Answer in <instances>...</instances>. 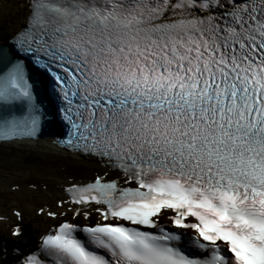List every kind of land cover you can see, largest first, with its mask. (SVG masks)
<instances>
[{
  "label": "snow or ice",
  "instance_id": "1",
  "mask_svg": "<svg viewBox=\"0 0 264 264\" xmlns=\"http://www.w3.org/2000/svg\"><path fill=\"white\" fill-rule=\"evenodd\" d=\"M34 68L58 143L105 167L38 210L56 223L20 264H264V0H28L0 141L52 118Z\"/></svg>",
  "mask_w": 264,
  "mask_h": 264
},
{
  "label": "bare ground",
  "instance_id": "2",
  "mask_svg": "<svg viewBox=\"0 0 264 264\" xmlns=\"http://www.w3.org/2000/svg\"><path fill=\"white\" fill-rule=\"evenodd\" d=\"M21 4H23V0H19V1L0 0V40H2V38L5 36H11L12 32H14L22 25V19L25 17L23 16V12L25 8L24 5ZM26 11L27 8L25 9V13ZM3 22L4 24H1ZM39 138L41 139H38V141L34 140L36 138H29L28 140H15L14 143H10V142L0 143L1 149H7L9 151L16 153H21L22 151L28 152L30 156L33 158L32 160H29V163H35L38 166V167H29L24 172L15 173L13 177L9 179L12 180L10 181L11 186L20 184L19 189L16 190L15 193L18 194L23 193L26 196H28V194L33 195L34 193L39 194L44 198V200L55 203L56 200L54 197L56 196V194L65 196L64 188L67 187L68 183L72 182L73 180L76 181L80 180L79 177L75 178L67 174H63V172L65 171H59L58 169L57 172H53V173L50 172L52 168L46 171H42L40 170L39 167L40 166V164L38 163L39 161L46 160L48 162L50 161L49 163H45L46 165H50L52 163L55 165L53 161L49 160L52 159V160H58L57 162L63 164L71 163L72 166H81L84 169L95 168L94 171L99 170L96 168L95 165H92L90 162L86 161L84 157L73 156L68 151L62 149L58 144V142L55 141V139H52L53 137L48 138L47 136H40ZM6 156H7L6 158L8 159L10 157V153H8V155ZM24 159L26 158H23L22 161H24ZM31 166H33V164ZM72 170L74 171L75 168H73ZM93 172H91L88 176L90 177L93 174ZM82 174H86V173H82ZM2 215L9 217L11 221L16 220V217L12 214V210L11 212H7L6 214H2ZM24 223L25 225H29L27 233L24 234V238L35 234L37 230L46 228V225L44 223L40 224V226L39 224H32L33 222L28 220L24 221ZM30 225L31 227L35 228L33 231ZM2 226L3 224H0V239H2L3 241L4 239L6 240V238H11V233L5 227ZM13 239L17 240L16 238ZM6 241L9 242L8 240ZM1 243L2 242H0V245ZM4 245L5 243H3V246L2 245L1 246L4 247ZM14 246H16L17 250L19 248L22 250L26 248V250L31 251L30 246H28L27 244L26 245H23V243L14 244ZM4 249L14 252V250L9 247H4ZM1 252L2 251L0 250V254L2 258L3 257L2 254H4V252L3 253Z\"/></svg>",
  "mask_w": 264,
  "mask_h": 264
},
{
  "label": "rangeland",
  "instance_id": "3",
  "mask_svg": "<svg viewBox=\"0 0 264 264\" xmlns=\"http://www.w3.org/2000/svg\"><path fill=\"white\" fill-rule=\"evenodd\" d=\"M1 24H4V22ZM8 153H13V154H10V157L7 159L6 155H8ZM19 157H22V158H19ZM23 158H26V159L22 161ZM32 159L33 158L30 156L28 152L22 151L21 153H16V152L9 151L7 149L0 148V216H3L2 214H6L7 212H11L12 209H19V210L24 211L25 217L23 216V220L26 221V220H29V217L31 216L29 213L28 205H33V209L35 212L36 208L42 207L43 204L48 202L44 200V198L39 194L34 193L33 195L28 194V196H26L23 193H19V194L15 193V191L19 189L20 184L15 185V186L14 185L11 186L10 184V181L12 180H9V179L12 178L15 173L24 172L29 167H38L37 164L35 163H29V160H32ZM49 160L53 161L55 165L53 163L50 165L45 164V163H49L50 161L49 162L46 160L39 161L38 163L40 164L39 166L40 170L46 171L52 168L50 172L53 173V172H57V169H58L59 171H65L63 172V174H67L73 177V175L75 174H72V173H77L78 175H89L95 169V168L94 169H84L81 166H72L71 163L63 164V163L57 162L58 160H52V159H49ZM32 164L33 166H31ZM73 168H75L74 171L72 170ZM82 173H86V174H82ZM91 177L93 176L91 175L90 178ZM60 197H62V195L56 194L54 198L55 200H57V198L59 199ZM49 203H52V202H49ZM25 208H26V211H25ZM40 216H43V215L42 214L38 215V218H40ZM6 225L7 224H3L2 227H5ZM38 233L35 234V237L38 236Z\"/></svg>",
  "mask_w": 264,
  "mask_h": 264
},
{
  "label": "water",
  "instance_id": "4",
  "mask_svg": "<svg viewBox=\"0 0 264 264\" xmlns=\"http://www.w3.org/2000/svg\"><path fill=\"white\" fill-rule=\"evenodd\" d=\"M35 69V68H34ZM34 71H36V70H34ZM38 74V73H37ZM33 75V74H32ZM33 78L35 79V81L37 82V86H38V88L39 89H43L44 87H45V89H47V84L45 83V86H44V84H42L41 82H45V79L42 77V75H39L38 74V76H35V75H33ZM41 81V82H40ZM61 131L59 130V128L55 131V133L53 134L54 136H56V137H60L61 136ZM45 135V129L43 128L42 130H41V135L40 136H44Z\"/></svg>",
  "mask_w": 264,
  "mask_h": 264
},
{
  "label": "trees",
  "instance_id": "5",
  "mask_svg": "<svg viewBox=\"0 0 264 264\" xmlns=\"http://www.w3.org/2000/svg\"><path fill=\"white\" fill-rule=\"evenodd\" d=\"M10 154H13V153H10Z\"/></svg>",
  "mask_w": 264,
  "mask_h": 264
}]
</instances>
